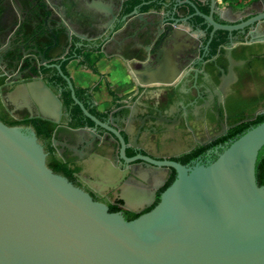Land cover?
<instances>
[{
    "label": "flooded vegetation",
    "instance_id": "1",
    "mask_svg": "<svg viewBox=\"0 0 264 264\" xmlns=\"http://www.w3.org/2000/svg\"><path fill=\"white\" fill-rule=\"evenodd\" d=\"M189 2L207 14L213 0H0V100L40 78L59 113H43L32 97L14 113L53 123L50 138L37 137L46 163L66 166L58 173L127 220L150 210L176 177L154 162L207 165L264 120V0H214L226 17L214 13L218 23L243 24L230 32L198 15L176 23L194 14ZM86 54L100 55L95 66L116 57L153 71L159 82L115 93ZM73 71L97 78L81 82Z\"/></svg>",
    "mask_w": 264,
    "mask_h": 264
},
{
    "label": "water",
    "instance_id": "2",
    "mask_svg": "<svg viewBox=\"0 0 264 264\" xmlns=\"http://www.w3.org/2000/svg\"><path fill=\"white\" fill-rule=\"evenodd\" d=\"M189 4L194 14L176 23L198 15L213 31L243 27L218 23L214 13L226 17L214 0L207 14ZM166 61L168 67L171 59ZM96 67L115 93L159 82L153 71L127 69L116 57ZM74 74L85 83L97 78L88 71ZM31 97L43 113H59L57 97L40 78L8 90L1 101L21 119L14 111L28 106ZM96 98L104 96L98 92ZM263 146L264 120L207 165L138 157L171 166L176 177L150 210L127 220L54 172L34 129L0 120V264H264V185L255 175Z\"/></svg>",
    "mask_w": 264,
    "mask_h": 264
},
{
    "label": "trees",
    "instance_id": "3",
    "mask_svg": "<svg viewBox=\"0 0 264 264\" xmlns=\"http://www.w3.org/2000/svg\"><path fill=\"white\" fill-rule=\"evenodd\" d=\"M219 1L229 5H234V4H240L246 0H219ZM204 12H207V10H204ZM198 20H201V17H198ZM99 57L100 55L97 57H90L88 54H86L84 63L92 72L101 75L97 67L95 66V63L99 59ZM2 81H3V77H0V85ZM81 90L84 91V89ZM109 92L113 97H116V95L112 91ZM0 120L10 126L12 125L31 126L34 129L37 137L39 138H50L54 128V124L48 120L29 119L27 117L23 119H16L12 115H10L9 112L5 109L1 100H0ZM47 165L51 167V169L56 173L62 172L66 175L69 173L68 169H66V166H63V168H61L60 164L53 166L52 164L48 163ZM255 175H256L257 183L259 185H264V146L259 150L257 155V159L255 163Z\"/></svg>",
    "mask_w": 264,
    "mask_h": 264
}]
</instances>
